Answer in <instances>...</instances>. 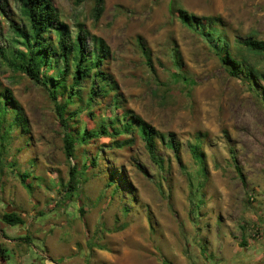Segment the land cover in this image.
I'll use <instances>...</instances> for the list:
<instances>
[{
	"label": "rangeland",
	"instance_id": "1",
	"mask_svg": "<svg viewBox=\"0 0 264 264\" xmlns=\"http://www.w3.org/2000/svg\"><path fill=\"white\" fill-rule=\"evenodd\" d=\"M53 2L75 32L81 22L107 41L110 73L126 106L160 131L176 133L182 159L159 142L161 169L140 136L123 148L102 137L78 149L79 163H72L81 166L102 148L105 158L68 190L70 162L53 101L0 57V83L13 91L29 127L13 131L3 159L31 173L26 186L0 164V216L16 209L24 219L7 225L0 218V243L8 254L3 264H264V79L252 87L244 74L231 75L213 46L171 13L170 0H105L99 19L90 0ZM177 2L200 16H221L233 43L264 39V0ZM8 13L17 15L18 3L10 0ZM7 17L0 9L3 46L17 39ZM140 37L151 48L156 73ZM174 48L194 83L173 80L172 73L182 70ZM249 60L264 72V55ZM96 109L91 122L90 109L77 115L81 129L96 127V113H121L107 101ZM198 136L208 176L191 151ZM112 168L125 181L111 182Z\"/></svg>",
	"mask_w": 264,
	"mask_h": 264
},
{
	"label": "trees",
	"instance_id": "2",
	"mask_svg": "<svg viewBox=\"0 0 264 264\" xmlns=\"http://www.w3.org/2000/svg\"><path fill=\"white\" fill-rule=\"evenodd\" d=\"M12 1L18 3L17 15L12 17L8 13L10 0H0V9L8 16L9 27L17 38L15 40L17 44L0 45V57L11 70L26 75L36 84L42 85L53 101L59 122L64 129V152L70 162L68 190L79 187L80 178L85 171L99 166L100 161L105 158L102 148L101 153L97 151L90 160V157L88 158L89 161H84L81 166L77 164L78 149L102 137H111L112 147L123 148L135 139L134 136H140L150 157L161 169H165V162L157 152L159 142L172 149L177 160L181 161V142L176 133L160 131L126 106L119 85L110 73L112 49L103 37L91 33L81 22L78 23L75 32L72 25L63 19L53 0ZM83 1L85 0H74L77 5ZM90 1L94 2L95 18L99 19L104 12L105 0ZM169 7L171 13L183 24L197 31L213 46L231 75L244 74L252 87L258 84L259 79H264V72L249 60L250 55H264V39L250 36L233 43L221 16L197 15L181 6L177 0H170ZM139 42L146 63L156 73L151 48L142 37L139 38ZM173 55L175 65L182 69L172 73L173 80L186 84L194 83L188 72L183 70L185 66L177 48H174ZM58 63L59 65L62 63V67L58 68ZM56 71L59 75H56ZM156 79L159 84H164L158 75ZM105 101L121 110V113L114 117L96 113L98 119L100 118L96 127L85 126L81 129L76 119L77 115L90 109V119L87 122H91L95 117L94 110L98 107L101 109ZM22 110L13 91L0 83V164L5 162L3 158L10 148L8 139L11 138L13 131L29 132ZM72 120L77 121L72 124ZM197 139L198 141L191 145V151L201 164L200 171L203 176H208L200 136ZM74 158L77 163H72ZM6 164L21 176L26 186L30 185L27 178L31 173L27 168L16 170L19 165L16 160L8 161ZM239 171L241 172L240 169ZM107 172L111 182L114 183L116 178L121 182L125 181L124 174L119 175L115 168L107 169ZM124 184L123 182L122 185ZM199 186L203 187L201 182ZM0 218L7 225L24 223L22 215L16 209L4 211ZM7 259L6 249L0 243V263H6Z\"/></svg>",
	"mask_w": 264,
	"mask_h": 264
},
{
	"label": "crops",
	"instance_id": "3",
	"mask_svg": "<svg viewBox=\"0 0 264 264\" xmlns=\"http://www.w3.org/2000/svg\"><path fill=\"white\" fill-rule=\"evenodd\" d=\"M257 253H254V255H256ZM264 256V254H262ZM261 264V263H260Z\"/></svg>",
	"mask_w": 264,
	"mask_h": 264
}]
</instances>
